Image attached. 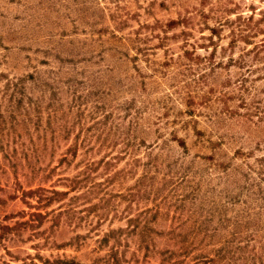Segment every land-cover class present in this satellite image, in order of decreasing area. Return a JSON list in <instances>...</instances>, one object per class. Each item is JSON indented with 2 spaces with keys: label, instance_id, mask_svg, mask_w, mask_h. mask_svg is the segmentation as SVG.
I'll return each instance as SVG.
<instances>
[{
  "label": "rangeland",
  "instance_id": "rangeland-1",
  "mask_svg": "<svg viewBox=\"0 0 264 264\" xmlns=\"http://www.w3.org/2000/svg\"><path fill=\"white\" fill-rule=\"evenodd\" d=\"M263 8L0 0V264H264Z\"/></svg>",
  "mask_w": 264,
  "mask_h": 264
},
{
  "label": "trees",
  "instance_id": "trees-1",
  "mask_svg": "<svg viewBox=\"0 0 264 264\" xmlns=\"http://www.w3.org/2000/svg\"><path fill=\"white\" fill-rule=\"evenodd\" d=\"M258 15L259 16L257 18L254 17V13H251L247 16H242V15L237 16L239 20L241 19L243 21L241 23L244 24V27L241 26V23H238L237 27L233 28V31H232L233 42H235L239 38L244 39L247 42V39L250 36L256 35L259 31L264 33V29H262V27L259 26L262 22H264V8L258 11ZM249 54H252L253 60H260L264 58V37L256 41L253 48L243 49L241 53L239 54L237 61L239 62L241 67L243 66L247 67L246 68L247 74H245L244 72L241 74V77L239 79V84L244 85L250 79L248 75H250L255 70V68L252 67L254 63L252 64L249 63L246 65L247 61L245 57ZM260 62H262L263 68H264V59H262ZM262 78L264 79V75H262ZM255 107H258V106L255 105ZM253 112L254 114L261 113L262 115L260 116V119H264V104H263L261 111L255 110ZM59 264H77V263L71 260H59Z\"/></svg>",
  "mask_w": 264,
  "mask_h": 264
}]
</instances>
